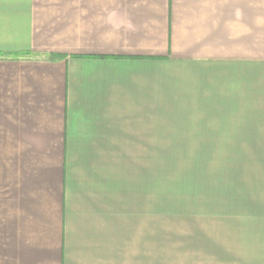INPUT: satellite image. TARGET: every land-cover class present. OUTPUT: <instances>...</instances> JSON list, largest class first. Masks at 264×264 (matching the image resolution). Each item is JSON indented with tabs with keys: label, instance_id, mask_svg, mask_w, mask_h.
Returning <instances> with one entry per match:
<instances>
[{
	"label": "crops",
	"instance_id": "crops-1",
	"mask_svg": "<svg viewBox=\"0 0 264 264\" xmlns=\"http://www.w3.org/2000/svg\"><path fill=\"white\" fill-rule=\"evenodd\" d=\"M169 142L264 157V0H0V264H264L152 261Z\"/></svg>",
	"mask_w": 264,
	"mask_h": 264
},
{
	"label": "rangeland",
	"instance_id": "rangeland-1",
	"mask_svg": "<svg viewBox=\"0 0 264 264\" xmlns=\"http://www.w3.org/2000/svg\"><path fill=\"white\" fill-rule=\"evenodd\" d=\"M180 142L149 159L152 261L264 263V157Z\"/></svg>",
	"mask_w": 264,
	"mask_h": 264
}]
</instances>
